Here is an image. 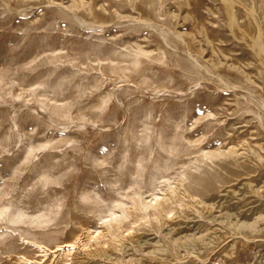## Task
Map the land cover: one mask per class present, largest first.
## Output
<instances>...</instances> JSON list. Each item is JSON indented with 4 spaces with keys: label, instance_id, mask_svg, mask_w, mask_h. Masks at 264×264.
<instances>
[{
    "label": "rangeland",
    "instance_id": "obj_1",
    "mask_svg": "<svg viewBox=\"0 0 264 264\" xmlns=\"http://www.w3.org/2000/svg\"><path fill=\"white\" fill-rule=\"evenodd\" d=\"M263 103L264 0H0V264H264Z\"/></svg>",
    "mask_w": 264,
    "mask_h": 264
},
{
    "label": "bare ground",
    "instance_id": "obj_2",
    "mask_svg": "<svg viewBox=\"0 0 264 264\" xmlns=\"http://www.w3.org/2000/svg\"><path fill=\"white\" fill-rule=\"evenodd\" d=\"M70 17H72V19L74 20V24H77V25H81V24H83V19H81V18H79V17H77L76 15H73V14H71V15H69ZM146 23V22H145ZM73 24V23H72ZM73 24V25H74ZM256 24V23H255ZM258 26V25H257ZM258 28V27H257ZM259 30V29H258ZM259 32V31H258ZM262 34V33H261ZM163 36H164V34H162ZM172 39V38H171ZM136 45V44H135ZM261 45V44H260ZM169 46V45H168ZM58 47V46H57ZM136 47H138L137 45H136ZM140 48V47H139ZM123 49V48H122ZM253 49V48H252ZM128 51V50H127ZM262 52V51H261ZM53 53V52H52ZM255 53V52H254ZM200 63V62H199ZM85 68V67H84ZM83 68V69H84ZM94 68V67H93ZM99 68V67H98ZM96 71V70H95ZM68 73V72H67ZM222 79V78H221ZM212 80V79H211ZM116 83V82H115ZM243 82H241L240 83V87H241V85H243L242 84ZM226 84V83H225ZM246 84V82H244V85ZM231 87V86H230ZM233 88V87H232ZM53 89V88H52ZM244 91V90H243ZM250 93V92H249ZM254 94H257V92L256 93H254ZM254 96H256V97H259V96H257V95H254ZM261 97H262V95H261ZM57 101V100H56ZM256 101V100H255ZM60 102V101H59ZM257 102V101H256ZM259 104V103H258ZM264 104V103H263ZM264 107V106H263ZM255 109H256V107H255ZM258 115V114H257ZM259 117V116H258ZM261 121H262V119H261ZM140 127V126H139ZM21 137V136H20ZM179 139V138H178ZM182 139V138H181ZM21 140V139H20ZM19 141V140H18ZM232 161H234V163H235V160H231V162ZM229 162V161H228ZM228 162L226 161L225 163H226V165H225V168L226 167H228L229 165H228ZM231 162H229V163H231ZM233 163V162H232ZM238 164V163H237ZM234 165V164H233ZM236 165V164H235ZM232 166V165H231ZM225 168H223V171H224V169ZM74 242V241H73ZM69 246H70V244L69 243H67V244H65V245H63L62 247H60V249H59V251H60V253L61 254H63V252H66L67 250H68V248H69ZM25 257V256H24Z\"/></svg>",
    "mask_w": 264,
    "mask_h": 264
}]
</instances>
